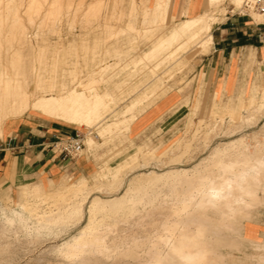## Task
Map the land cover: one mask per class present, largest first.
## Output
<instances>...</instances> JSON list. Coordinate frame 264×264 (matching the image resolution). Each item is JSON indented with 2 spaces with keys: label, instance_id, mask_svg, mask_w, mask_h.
I'll use <instances>...</instances> for the list:
<instances>
[{
  "label": "bare ground",
  "instance_id": "1",
  "mask_svg": "<svg viewBox=\"0 0 264 264\" xmlns=\"http://www.w3.org/2000/svg\"><path fill=\"white\" fill-rule=\"evenodd\" d=\"M111 1L115 6L116 0ZM222 1L225 0H208L206 10L196 16L190 15L188 10L183 11V18L175 22L172 20L173 15L169 16L167 13L169 0H153L151 5L148 4V0H129L131 4L129 14L121 12L117 19L120 21L126 16L127 31L143 37L145 45L149 46L142 50V53L133 54L128 60L115 59L113 64L101 65L98 70H90L88 72L90 79L85 85L68 88L63 81L54 82L52 80L45 87L36 85L35 90L29 91L25 85L22 87L18 85L15 80H12L13 78L8 81L4 79L5 81L0 83V137L1 125H3L1 124L2 117L5 119L19 117L28 110L86 129L98 124L102 120L103 112L108 110L112 98L108 92V85L102 86L98 82L109 83L112 80L108 81L104 79L105 77L121 76L122 74H124L123 77L131 78L141 69L138 67L139 64H144V68L148 70L145 84L139 88L138 85H129L128 79H125L122 83L126 85L115 86L119 94L125 90H130L132 93L128 97L132 101L121 114H131V111L140 104L141 96H144L145 92V96H163L166 89L155 67L161 65L164 60L170 59L174 51L192 48H196L200 52L206 51L212 42L211 26L215 22L212 12L219 2L223 3ZM53 2L55 3V1ZM138 2H141L139 7L137 6ZM231 2L236 7H240L242 5L240 2L243 1L231 0ZM102 3L100 2V5L103 6ZM105 4L106 8L108 5ZM100 5L99 7H101ZM3 9L5 12V8ZM8 9L14 10H11L12 7ZM239 10L241 9L239 8ZM222 12L220 11V13ZM8 13L6 17H4L5 15L3 17L8 18L7 16L10 14ZM136 13L141 15V29L134 26ZM17 14L16 11L13 13L10 26L20 29L21 34L18 30V34H16L18 37L20 35L23 44L25 32L22 31V23ZM0 16L2 17V15ZM6 23L4 26H7ZM167 24L170 26L167 27ZM10 26L9 28H11ZM104 26L114 28V24L109 22L104 23ZM113 35L115 38L116 35ZM18 37L16 38L18 39ZM81 43L83 44V42ZM36 52L38 53V51ZM37 61L39 60L37 59ZM92 61L94 60L92 59ZM75 80L73 76V81ZM95 83L97 84L90 85ZM55 91H57L56 94ZM39 92L43 94L37 95ZM262 98H264V93H262L261 101ZM144 99L145 97L142 100ZM254 99V96L251 95L248 104L252 105ZM254 118L255 115H248L242 123L254 121ZM125 123H127L126 119L124 121L116 118L102 127L99 134L103 136L109 133L110 135L118 128L125 126ZM198 135L196 131L193 138L202 136L200 134L198 137ZM261 135L264 136V133ZM205 138H207L206 135ZM255 138L253 137V139ZM244 142L245 137L240 136L214 148L207 157L200 159V162L190 170L176 168L161 174L154 172L144 177H134L127 182L121 196L105 200L97 196H93L89 200V196L94 191L109 193L119 190L124 181L121 174L135 163L137 155L131 156L117 167L111 168L105 165L97 170L94 176L97 182L93 188H90L86 179L78 178L76 183L71 184L72 187H68L66 183L62 182L51 187V193L48 196H42L40 192L43 187L35 184L26 189L25 203L16 205V208L0 207V218L4 223L18 222L29 228L32 227L38 232L41 230L53 232L56 228L67 229V227L75 226L85 217V224L78 229L77 233L56 246L58 254L68 264H114L117 260L122 262V260L135 259H141L139 264H253L248 261L230 260L226 254L220 252L222 248L239 247L240 245L235 243V239L224 238L225 232L241 231L239 228H230L227 221L243 218L244 211L255 210L252 208L260 204L264 205V197L259 196V192L264 191V149L257 148L255 151L253 150L254 152L249 153ZM94 144L92 138L87 140L86 145L89 149L93 148ZM145 157L146 160L152 158V153L147 152ZM90 184L93 185V183ZM37 194L40 195V202L44 204V208H40V210L33 206L32 201ZM86 203L87 206L84 208ZM208 213L218 215V218L209 217ZM156 219L163 221L156 222V224L151 222ZM135 239H140L141 244ZM258 244L255 246L257 249L259 248ZM261 247L264 250V245ZM60 261L62 260L60 259ZM255 264H264V257H257Z\"/></svg>",
  "mask_w": 264,
  "mask_h": 264
},
{
  "label": "rangeland",
  "instance_id": "2",
  "mask_svg": "<svg viewBox=\"0 0 264 264\" xmlns=\"http://www.w3.org/2000/svg\"><path fill=\"white\" fill-rule=\"evenodd\" d=\"M11 1L0 0V15H2V17L0 16V24H2L0 25V83L1 81L4 82L5 80L8 81V79L13 78L12 80H15L18 85L21 87L25 85L29 91L35 90L36 85L45 87L52 80L54 82L63 81L68 88L85 85L90 79V74H88L90 70H98L101 65L113 64L115 59L128 60L133 54H140L142 50L149 46L147 44L145 45V40L142 39L143 37L135 35L134 32L127 31L125 27L127 20L126 16L120 21L117 19L118 14L121 12L125 14L130 12L129 7L131 4L129 0H116L115 6L114 2L111 0H53L55 3L52 0ZM98 2L99 4H97ZM100 2H103L102 4L104 7L100 5ZM104 2L108 5L106 7L107 9L105 8L106 4ZM222 2L223 3L219 2L220 4L218 3V6L212 12L215 16V22L212 24V35L214 38L213 43L209 45L206 51L200 52V50L196 48L174 51L170 59H167V61L164 60L162 62L163 64L161 63V65L155 67L166 89L163 96H145V92L143 93L144 96L140 95L142 99L144 97L145 99H141V105L139 104L137 106L138 109L132 110L131 114H121L132 101V99L128 98L132 93L130 90H125L123 93L119 94L115 86L126 85L122 83V81L128 79L127 83L129 85H138L140 88L145 84V77L148 74V70L144 68V64H139L138 67L141 69L131 78L129 76L123 77L124 74H122L121 76L105 77L104 79L108 81L112 80L109 83L102 81L101 83L100 81L98 82L99 85L102 86L108 85V92L112 96L108 110L103 112L101 116L102 120L98 124L87 129L85 127L75 126L76 130L74 132V135H78L83 143L82 153L77 160L86 162L88 172L82 174L77 171H72L71 173H66L65 176L52 180L50 183L43 182V185L39 184L43 187L40 195L48 196L53 186L62 182L66 183L68 187H72L78 178L86 179L90 188H93L96 185L95 182H97L94 177L97 170H100L105 165L111 168L117 167L133 155H137L135 163L131 164L130 167L125 169L121 174L122 178L124 177L122 187L115 192L109 193L94 191L90 194L89 200L93 196L100 197L104 200L115 196H121L127 182L134 177H144L154 172L156 174H161L167 170L176 168H188V170H190L194 165L200 162V159L207 157L211 153V150L240 136L245 137L244 143L249 153L254 152L257 148L264 149V136L261 135L264 133V103H262L264 98H262L261 101L262 93H264V84L256 83L258 84V90L253 95L255 99L252 105L248 104L251 88L247 92H241L240 94L243 96V100L235 101L233 107H231L228 101H226L231 97L214 90L211 76L206 72L210 69L209 64L206 62V58L211 55V52L217 47L219 42H230L233 36L231 33L233 22L227 21L226 23V15L248 18L256 24L264 23V16H261V14L255 11L246 13L242 5L240 6L242 2L239 4L240 7L233 5L231 0ZM151 3L152 2H148L149 5H151ZM55 4L57 5L56 7ZM137 4L139 7L141 2ZM99 5L101 7H99ZM183 6L184 3L173 2L171 0L167 13L169 16L173 15V21L177 22L183 18ZM10 7H12L11 10L15 7L19 8H17L18 10H14L16 13L18 12L17 15L22 23V31L25 32V35L23 34V36H25L23 44L20 35L19 37L17 35L18 31L19 34H21L20 29H14V27L10 26L13 13L15 12L14 10L10 11L8 9ZM3 8H5V12ZM239 8L241 10H239ZM204 9L205 4L202 10ZM220 11L223 12L220 13ZM7 13L9 14L7 16L8 18H4ZM111 13L112 15H110ZM3 15L5 16L3 17ZM140 16L141 15L137 14L135 18L136 21H134V26L138 29L142 27L140 24ZM4 21L5 23L7 22V26H4ZM106 22L114 24V28H107L104 26ZM226 25L231 26L229 28L230 30H225L221 33L219 29H216ZM1 26L5 28H1ZM9 26L11 28H9ZM166 26L169 27L170 24ZM7 28L8 30H6ZM9 29H13L12 31L14 33ZM111 33L112 35L110 36ZM113 34L116 35L115 38ZM221 35H223L222 41H220ZM16 37H18V39ZM16 40L18 41L16 42ZM81 42H83V44ZM112 50L114 51L112 52ZM36 51H38V53ZM183 53H185L184 56ZM91 54H94L95 57ZM37 59L39 61L36 62ZM92 59L94 61H92ZM246 59L247 67L244 69V72H248L250 66L257 65L258 69L254 76L251 75V79L255 81L256 79L264 77V70L259 67L262 66L264 62L260 65L256 64V61L251 60L249 57H246ZM61 74L64 75L62 76ZM73 76L74 80L76 76L75 81H73ZM53 77L54 79H52ZM138 78L139 80H137ZM27 80L28 83H26ZM118 80L119 82H117ZM96 84L97 83L90 85ZM54 93L56 94L57 91ZM38 94L43 93L39 92L37 95ZM167 95L168 98L165 107H169V109L148 129L136 133L132 129L131 123L146 112L148 108ZM27 113L40 115L31 110H28ZM248 115H255L256 119L254 118V121L256 122L254 123V121H251L242 123ZM123 117L127 118L123 119ZM116 118H120L124 121L126 119L127 123H125V126L110 133V135L109 133L103 136L99 134L102 127H105L107 123H110ZM4 120L5 117H2V122ZM196 131L202 136L199 137L198 135L199 138H193V134ZM205 135L207 138H205ZM253 137L256 138L253 139ZM89 138H92L95 143L91 149L86 145ZM149 150H154V152ZM147 152L152 153V158L146 160L145 154ZM89 182L93 183V185ZM19 189L20 187L12 196H0V207L16 208L15 203L19 198ZM40 195L37 194L32 199L34 203L33 206L37 207L39 210L40 208H44V204L40 202ZM259 196L264 197V191H260ZM86 206L87 203L84 205V208H86ZM252 209L255 210L250 209L244 211L243 218L240 217L227 221L229 226H231L230 228L241 229L240 232H225L224 238L235 239V243L240 244L239 247L230 246L231 248L225 247L220 250V252L226 254L230 260L248 261L249 263L255 264L257 257H264L262 256L264 255V250H262L261 247V245H264L262 244L264 243L262 242L264 241V235L256 237L252 240L253 242L245 236L244 231L248 222L253 223V225L256 224L257 227L264 228V205L260 204ZM207 215L212 218H218V215H213L211 213ZM156 220H151V222L153 221L156 224V222L161 223L163 221ZM83 224H85V217L79 224L67 227V229L56 228L53 232H48L46 230L38 232L32 227L29 228L18 222H14L13 224L4 223L0 218V264L67 263L58 254L56 246L76 234ZM135 240H138L136 241L138 243L140 242V239ZM256 244L259 245L258 249L255 247L257 246ZM59 258L62 261H60ZM135 260H122V262H120L121 260H117L116 262L118 264H131L132 262L133 264H139L141 259H137V262ZM116 262H114V264H117Z\"/></svg>",
  "mask_w": 264,
  "mask_h": 264
},
{
  "label": "crops",
  "instance_id": "3",
  "mask_svg": "<svg viewBox=\"0 0 264 264\" xmlns=\"http://www.w3.org/2000/svg\"><path fill=\"white\" fill-rule=\"evenodd\" d=\"M148 1L152 2L153 0ZM172 1L184 3L182 11L188 10L194 16L206 10L208 2V0ZM169 4H171V0H169ZM204 4L205 9L202 10ZM225 21L226 23L227 21L233 22L232 27L226 25L216 29H219L222 33L225 30H230L231 27L233 36L230 42H219L211 55L206 58V62L210 67L206 72L211 76L214 90L231 97L226 101L233 107L235 101L243 100L241 92H247L252 88L250 98L258 90V84H264V77L255 81L251 79V75L254 76L258 69L257 65L250 66V70L244 72L247 67L246 57L256 61V64L261 65L264 62V23L256 24L248 18L232 15H226ZM211 38L212 44L214 38L212 26ZM222 39L223 35H221L220 41ZM259 67L264 70V64ZM167 98L168 95L157 101L134 120L131 123L132 129L136 133H140L154 124L169 109V107H165ZM2 124L0 137V196H12L20 187L16 205L25 202L26 189L35 184L50 183L52 180L65 176L66 173L72 171L82 174L88 172L86 162L77 160L78 158L74 160L63 159L52 148V142L56 137L75 134L76 127L74 125L27 112L19 115V117L7 118ZM149 151L154 152V150ZM244 232L249 240H254L256 237L264 235V228L248 222Z\"/></svg>",
  "mask_w": 264,
  "mask_h": 264
},
{
  "label": "built area",
  "instance_id": "4",
  "mask_svg": "<svg viewBox=\"0 0 264 264\" xmlns=\"http://www.w3.org/2000/svg\"><path fill=\"white\" fill-rule=\"evenodd\" d=\"M242 8L246 13L255 11L264 14V0H243ZM52 148L63 159L74 160L82 153L83 143L78 135L56 137L52 142Z\"/></svg>",
  "mask_w": 264,
  "mask_h": 264
},
{
  "label": "snow or ice",
  "instance_id": "5",
  "mask_svg": "<svg viewBox=\"0 0 264 264\" xmlns=\"http://www.w3.org/2000/svg\"><path fill=\"white\" fill-rule=\"evenodd\" d=\"M242 35V34H241Z\"/></svg>",
  "mask_w": 264,
  "mask_h": 264
}]
</instances>
